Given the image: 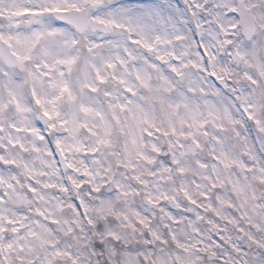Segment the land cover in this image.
<instances>
[{
    "label": "clouds",
    "instance_id": "9594fccd",
    "mask_svg": "<svg viewBox=\"0 0 264 264\" xmlns=\"http://www.w3.org/2000/svg\"><path fill=\"white\" fill-rule=\"evenodd\" d=\"M0 264H264V0H0Z\"/></svg>",
    "mask_w": 264,
    "mask_h": 264
}]
</instances>
